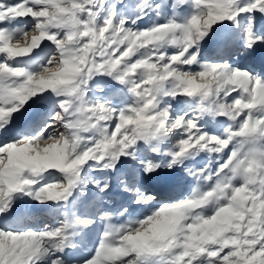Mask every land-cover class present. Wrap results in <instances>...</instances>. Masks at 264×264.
Listing matches in <instances>:
<instances>
[{"label":"snow or ice","instance_id":"snow-or-ice-1","mask_svg":"<svg viewBox=\"0 0 264 264\" xmlns=\"http://www.w3.org/2000/svg\"><path fill=\"white\" fill-rule=\"evenodd\" d=\"M167 4L0 0V221L17 196L60 206L54 226L0 222V264H264V74L242 63L264 59V0ZM217 25L239 39L209 57Z\"/></svg>","mask_w":264,"mask_h":264},{"label":"rangeland","instance_id":"rangeland-1","mask_svg":"<svg viewBox=\"0 0 264 264\" xmlns=\"http://www.w3.org/2000/svg\"><path fill=\"white\" fill-rule=\"evenodd\" d=\"M114 2L115 0H109V4H112ZM130 2L134 4L136 0H130ZM157 2H159V0H157ZM116 10L120 12L122 10V5L116 4ZM181 11H187V6L186 5L182 6ZM164 12L167 13L168 15H171L172 13L171 0H168V4L164 7ZM153 18H154V14H150L149 17L145 18V21L142 23L141 26H147L149 23H151V20ZM158 22H163V21L161 20ZM219 27L220 26L217 25L216 28L214 29L215 35H213V33L211 32L209 33V36L212 37V39L209 40V43L207 45L209 50L208 51L205 50L209 57H211L215 41L218 39L216 38L217 37L216 35H218L219 38H221L223 35H225V33H228L232 39H235V40L239 39L238 30L236 31V34H235L234 31L229 32V29L231 28V26H229V28L220 27V29L218 30ZM234 34L236 36H233ZM205 39L208 40V37H206ZM38 59L39 57L36 54H34L31 58H28V57L22 58L19 61V63L22 66H25L31 70H34L36 68L35 61ZM260 62L262 66H260ZM242 63L245 66H247L250 70H255L257 72H261L262 74H264V59H262L261 57H260V60H254L253 58H249V59L242 61ZM96 79L100 80L101 78L98 77ZM103 80H110V78L103 77ZM112 84L115 85L116 88L123 87L122 85L117 84L115 81H112ZM124 92H125V96H127L126 89H124ZM115 102H116V98L113 99V103ZM181 107H183V105H181ZM36 110L37 109L34 108L31 110V112L34 113ZM200 159L201 157H196L197 161H199ZM204 159L207 160V157H204ZM174 174L177 177H184V173L182 170L176 171ZM89 175L90 177L99 179L101 174L92 172ZM194 186H195V181L191 177L182 179V181L179 183V185L177 186L175 190L174 198L183 199L184 196L191 193L192 188ZM94 195H95V189L93 185L89 183L87 184L86 187L82 189V192L81 191L74 192L73 197H79L77 203H78V206L81 208V211H83V208L85 205H90L94 202ZM104 199L105 201H107L108 199H111V203L110 204L109 203L98 204L97 207H99L101 212L105 210H114L115 208L119 207L120 204L127 203V197L121 196L118 190L113 191L110 197H105ZM12 205H14V207L16 206L20 207L19 216L15 217L14 218L15 220L11 221L9 224L14 229L19 228L21 226L37 228V227H43L44 224H49L50 226H54V224L56 223V220L60 218V213L58 211V209L60 208L59 205L51 203L50 209L43 211V209L45 208L42 207L41 204H38L35 200H32L28 196H17ZM95 212H96V207H91L89 209V214H95Z\"/></svg>","mask_w":264,"mask_h":264},{"label":"bare ground","instance_id":"bare-ground-1","mask_svg":"<svg viewBox=\"0 0 264 264\" xmlns=\"http://www.w3.org/2000/svg\"><path fill=\"white\" fill-rule=\"evenodd\" d=\"M221 27V26H220ZM220 27L218 28V30L220 29ZM235 32V34H236V31H234ZM233 35V36H236V35ZM231 37V36H230ZM206 51H208L209 50V48L208 47H206V49H205ZM260 66H262V64H261V62H260ZM6 135H8V134H6ZM166 195H167V193H166ZM51 205V203H49V206ZM56 206V205H55ZM42 207H46V205H42ZM41 208V207H40ZM44 210V209H43ZM0 222H3V223H5L6 222V224H10V222L8 221V220H3V221H0Z\"/></svg>","mask_w":264,"mask_h":264}]
</instances>
